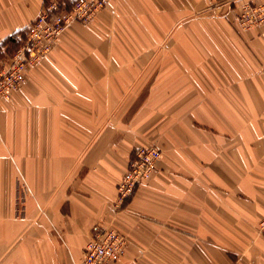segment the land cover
<instances>
[{"label": "crops", "instance_id": "1", "mask_svg": "<svg viewBox=\"0 0 264 264\" xmlns=\"http://www.w3.org/2000/svg\"><path fill=\"white\" fill-rule=\"evenodd\" d=\"M41 6L0 0V42ZM237 13L108 0L27 68L0 101V264H80L96 227L127 239L114 264H264V23ZM143 146L156 171L118 207Z\"/></svg>", "mask_w": 264, "mask_h": 264}, {"label": "built area", "instance_id": "2", "mask_svg": "<svg viewBox=\"0 0 264 264\" xmlns=\"http://www.w3.org/2000/svg\"><path fill=\"white\" fill-rule=\"evenodd\" d=\"M238 7L237 23L251 28L264 23V0H231ZM108 0H74L67 5L61 0H42L38 14L23 36L16 37L17 48L0 64V101L8 99L25 80L26 70L36 65L57 44L60 36L74 23L87 24L106 9ZM2 43V42H0ZM160 151L152 146L136 148L117 183V205L123 206L138 185L156 171ZM264 236V217L257 224ZM127 239L113 228L96 227L85 246L80 264H114L125 252Z\"/></svg>", "mask_w": 264, "mask_h": 264}, {"label": "trees", "instance_id": "3", "mask_svg": "<svg viewBox=\"0 0 264 264\" xmlns=\"http://www.w3.org/2000/svg\"><path fill=\"white\" fill-rule=\"evenodd\" d=\"M62 1V0H61ZM64 1V0H63ZM66 1V0H65ZM69 1V0H68ZM74 1V0H73ZM72 1V2H73ZM72 3L70 2L69 5H71ZM6 43L8 42V45L11 46V47H8L7 45V49H6V52L7 53H13V51L17 48V45L18 43L16 42V39L15 38H10L8 40L5 41ZM5 42H2L0 43V59L3 58V52H2V47L6 46V43Z\"/></svg>", "mask_w": 264, "mask_h": 264}, {"label": "rangeland", "instance_id": "4", "mask_svg": "<svg viewBox=\"0 0 264 264\" xmlns=\"http://www.w3.org/2000/svg\"><path fill=\"white\" fill-rule=\"evenodd\" d=\"M171 1H173V0H171ZM2 50H5V47L4 48H2ZM14 52V51H13ZM3 58L2 59H0V64H1V62H3V61H5V60H7L8 59V57H10V55H11V53H7L6 51H4L3 52Z\"/></svg>", "mask_w": 264, "mask_h": 264}, {"label": "bare ground", "instance_id": "5", "mask_svg": "<svg viewBox=\"0 0 264 264\" xmlns=\"http://www.w3.org/2000/svg\"><path fill=\"white\" fill-rule=\"evenodd\" d=\"M66 32V31H65ZM63 35V34H62ZM145 147V146H144ZM94 228V227H93ZM82 261V260H81Z\"/></svg>", "mask_w": 264, "mask_h": 264}]
</instances>
